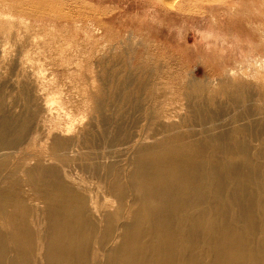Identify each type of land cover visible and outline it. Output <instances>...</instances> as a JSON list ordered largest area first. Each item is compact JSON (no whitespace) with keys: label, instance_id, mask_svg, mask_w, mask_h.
Masks as SVG:
<instances>
[{"label":"bare ground","instance_id":"bare-ground-1","mask_svg":"<svg viewBox=\"0 0 264 264\" xmlns=\"http://www.w3.org/2000/svg\"><path fill=\"white\" fill-rule=\"evenodd\" d=\"M195 86L179 87L177 122L144 97L130 106L140 116L49 130L25 159L37 111L15 113L0 93V264H264V86Z\"/></svg>","mask_w":264,"mask_h":264},{"label":"rangeland","instance_id":"rangeland-1","mask_svg":"<svg viewBox=\"0 0 264 264\" xmlns=\"http://www.w3.org/2000/svg\"><path fill=\"white\" fill-rule=\"evenodd\" d=\"M263 66L264 0H0V93L15 113L29 103L37 111L30 133L37 146L24 143V159L42 154L49 130L66 134L92 120L101 128L102 119L113 128L115 118L140 116L130 106L144 97L155 103L152 115L177 122L187 113L183 83L221 94L249 80L255 90L264 86ZM92 93L103 114L91 109Z\"/></svg>","mask_w":264,"mask_h":264}]
</instances>
